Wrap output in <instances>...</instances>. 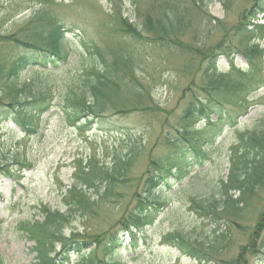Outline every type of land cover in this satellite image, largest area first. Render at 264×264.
<instances>
[{"label": "rangeland", "instance_id": "rangeland-1", "mask_svg": "<svg viewBox=\"0 0 264 264\" xmlns=\"http://www.w3.org/2000/svg\"><path fill=\"white\" fill-rule=\"evenodd\" d=\"M158 1L0 0V64H7L20 55L33 52L4 37L39 44L46 36L49 19L65 24V29L70 30L63 40L66 51L63 50V53L67 54V60L57 68L27 69L16 84L20 89L21 103L42 94L48 99L51 107L40 119L38 134H22L6 117L10 114L9 105H18L10 103L11 94H7L8 90L0 77V264H34L35 254L30 250L35 243L21 230V224L42 222L44 218L39 215L42 206L69 213V224L63 229V234L69 237L71 231L80 232L81 238L92 244L85 249L86 252L94 248V241H101L99 249H93L97 252L96 258L101 261L114 259L119 264H197L178 250L163 244L167 234L178 232L203 243H211L218 238L216 249L212 250L215 252L213 259L204 264H236L237 261L240 264H264L261 241L253 242L258 239L256 231L260 230L258 223L264 211V187L253 201L247 203L242 213L237 215L239 217L223 216L228 222L218 212V216H214L197 207L202 201L206 206L212 197L215 200L218 198L220 181H226L228 175L230 149L238 142L237 134L251 129L264 116V106L250 109L239 122L237 132L228 130L217 139L210 151L211 163L203 171L197 173L193 169L181 182L167 177V182L171 184L169 189L164 190L167 200L162 201L164 203L152 223L144 224L143 236L131 228L136 236L134 248L129 243L131 235H126L117 225L119 220L125 218L136 223L134 226L137 227L135 213L140 205L145 204L144 174L148 166L155 159L166 161L169 158L172 142L168 143V136H185L182 131L179 133L176 130L181 123L176 115L172 114L168 118L170 122H165L162 127H159V123L165 110L177 111L182 89L187 88L193 72L201 64L197 61L194 68H189L188 74H185L183 67L190 64L187 55L173 49V56L168 62L164 61L172 51L155 49L154 46L142 48V44L133 43L120 31L123 26L118 22L120 16L128 19L132 25L142 27L145 18L150 15V26L155 25ZM222 1L201 0L206 13L218 21V24L213 21L214 28L211 25L202 26L189 15L192 19L183 38L194 45L193 50L198 52L199 59L207 54L208 46L215 45L221 39L224 31L236 35L235 28L239 27L241 18L247 30H251V19L255 17L257 4L262 5L263 0H228L225 1L226 8ZM244 14L246 17L243 18ZM259 23L264 27V20ZM145 29L141 30L145 37L160 33L156 30L151 34L149 28L147 32ZM261 33L260 46L264 51V30ZM248 34L252 35L248 31L243 37ZM239 43L238 38L233 40L234 46L238 47ZM121 47L133 51L134 65L141 62L137 66L139 76L145 89L150 90L152 103L145 98L137 101L127 90L114 93L113 104L110 107L107 105L99 125L83 129L85 135H81L66 119L67 114L72 112L67 98L73 94L81 96L86 89L90 74L86 68L91 67L93 49L100 50L106 62L112 63L119 54H128L117 52ZM234 56L235 66L244 67V58ZM218 59V69L227 71L230 60L225 57ZM119 64L123 66L122 59ZM260 94L264 95V87ZM142 101L145 103L140 104ZM179 105L182 106V103ZM129 152H132L134 159L125 170L123 181L115 184V195L110 200H102L99 205H92L85 211H69L62 198L71 180L76 182L72 172L78 159L95 157L109 165L114 158L129 155ZM30 164L32 168H29ZM88 192L90 197L97 198V191ZM234 197L237 198L236 195ZM109 232L115 236L118 248L104 253L100 247L102 243L106 245ZM57 246L60 249V244ZM205 247L210 250L207 245ZM77 262L72 256L69 264Z\"/></svg>", "mask_w": 264, "mask_h": 264}, {"label": "trees", "instance_id": "trees-1", "mask_svg": "<svg viewBox=\"0 0 264 264\" xmlns=\"http://www.w3.org/2000/svg\"><path fill=\"white\" fill-rule=\"evenodd\" d=\"M225 1L228 0L222 1L224 8H226ZM158 2L157 17L153 22L155 25L150 26V21H152L150 15L149 18L147 17L143 21L142 27L134 26L129 23L128 19L120 16L118 22L120 21L123 25L120 31L125 33L124 35L128 39L130 38L129 40L133 43L142 44V48L154 46L155 49L159 50L168 49L172 51L175 49L177 53L187 55L190 64L183 67L182 72L185 74H188L189 68H194L197 61H200L201 64L196 72H193L187 88L182 89L178 99L179 102L177 101V111L165 110V114L160 120L159 127H162L165 122H170L168 118L172 114L176 115L181 121L176 126V130L179 133L182 131L185 136L182 138L168 136L166 140L168 143L172 142L169 158L166 161L155 159L148 166L144 174L146 179L145 195L143 196L145 204L140 205L135 213L137 226L139 227L144 224H151L157 214L156 212L164 203L162 201L167 200L164 190L169 189L171 185L167 182V177L170 176L181 182L192 169H195V166L206 165L205 163H208L211 159L209 149L212 142L219 133L224 131L227 124L237 129L238 119L246 115L252 104L262 105L264 102V95L254 96L264 84V51L259 43L262 37V27L256 26L251 30H247L240 17L239 27L235 28L236 35L224 31L221 39L215 45L208 46L209 48L205 52L207 54L202 53L203 57L199 59L197 57L198 52L193 50L194 45L184 41V31H186L192 17L194 21L202 23V26L211 25L213 28L215 24H218V21L206 13V10L202 8L201 0H159ZM259 4H257L258 8L255 16L264 11V0L262 5ZM116 8L118 7L116 6ZM244 17H246V14H244ZM253 19L254 16L251 20ZM213 21L215 24H213ZM145 27L149 28L151 34L155 33L156 30H159L160 33L145 37L141 32ZM47 28L48 30L45 31L46 36L39 44L4 37L5 40L28 47L35 53L33 55H20L7 64H0V77L4 88L8 90L7 94H11L10 103L13 102L18 105L10 104L9 111L13 120L22 127L34 123L38 116L44 113L47 106L44 104L46 100L44 94L37 98L32 97L24 103L20 102L21 98L18 94L20 89L17 88L16 84L21 74L31 67L46 68L50 63H56L52 59L53 57L64 59L61 45L63 27L59 26L55 20L53 22L49 19ZM147 29H145L146 32ZM248 31L252 35L249 36L248 34L243 37ZM236 38L240 40L238 47L233 45V40ZM203 47H205V44H203ZM116 48L119 49L118 46ZM120 49L117 52L128 54H119L113 59L112 63L106 62V58L100 50L93 49L91 67L86 68L90 74L82 97L73 94L72 97L67 98L70 101L69 105L72 112L67 114L66 119L81 135L84 134L83 129L92 125H99L102 113L107 105L110 107L113 104L112 97L114 93L127 90L130 96L137 101L145 98L146 101L152 103L150 90L145 89L139 76L137 66H140L141 62L139 61L134 65L133 56L135 54L133 51L127 50L126 47ZM170 54L164 61L168 62L173 56V51ZM234 54L244 58L246 61L244 67L235 66ZM219 57L230 60V67L227 71L218 69ZM121 59L123 62L122 67L119 64ZM142 103L145 102L142 101L140 104ZM180 103H182V106L179 105ZM121 112L124 113V111ZM212 115L217 116L214 122L211 121ZM202 118L205 122L199 127L197 124ZM166 126L168 125L166 124ZM27 130L29 129L27 128ZM159 134L162 136L160 130ZM237 137L238 142H235L230 149V166L226 181H220V187L217 191L218 198L215 200L212 197L206 206L203 203L204 201L198 205L196 204L200 210L205 209L210 215L218 216L219 213V216L227 222V218L223 216L233 219L239 217L237 215L242 213L247 203L253 201L254 196L264 187V116L251 129L241 133L238 132ZM132 159H134V157L132 158V152H129V155L114 158L109 165L99 162L95 157L77 161L73 174V177H76V182L71 188L67 189L63 196V202L69 211H85L92 205H99L102 200H110L115 195L113 191L115 184L123 181L124 172ZM92 190L97 191V198L88 195V191ZM235 195L237 198L234 197ZM193 203L196 202L193 201ZM41 214L44 218L42 222L36 221L32 225L23 226L30 239L36 241V247L32 249V252L36 253L35 264H57V257H61L59 259L61 264H66L70 252L78 255L79 264H119L114 259L101 261L96 258L97 252L94 250L99 249L101 241H94L95 249L86 252L85 249H88L92 244L82 239L80 232L71 231L69 237L63 234V229L69 224V213L43 208ZM260 219L261 221L258 223L260 230L256 231L258 239L253 240V242L259 240L261 246L264 247V233L262 234L264 232V211ZM129 220L123 218L119 220L117 225L124 226L125 223L132 222ZM133 225H136V223H133ZM111 236L112 234L109 232L107 240ZM217 240L218 238L210 241L211 243L205 242V244L178 232L168 234L164 238L165 242L177 247L183 254L196 260L198 264L207 263L211 261L210 259H213L215 255L213 251L218 244ZM57 244L61 245L60 253H56ZM198 244L200 247H198ZM100 249L106 253L109 247L102 243ZM52 255L55 256L52 257ZM237 262L236 264H240L239 261Z\"/></svg>", "mask_w": 264, "mask_h": 264}]
</instances>
